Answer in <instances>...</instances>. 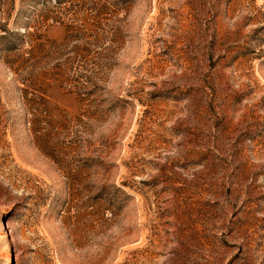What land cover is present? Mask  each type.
I'll list each match as a JSON object with an SVG mask.
<instances>
[{"label": "rangeland", "instance_id": "rangeland-1", "mask_svg": "<svg viewBox=\"0 0 264 264\" xmlns=\"http://www.w3.org/2000/svg\"><path fill=\"white\" fill-rule=\"evenodd\" d=\"M0 264H264V0H0Z\"/></svg>", "mask_w": 264, "mask_h": 264}, {"label": "trees", "instance_id": "trees-1", "mask_svg": "<svg viewBox=\"0 0 264 264\" xmlns=\"http://www.w3.org/2000/svg\"><path fill=\"white\" fill-rule=\"evenodd\" d=\"M92 216V212L90 211V212H86V211H84V213H81V216L80 217H78V220L77 221H84V220H86V219H88L89 217H91Z\"/></svg>", "mask_w": 264, "mask_h": 264}]
</instances>
